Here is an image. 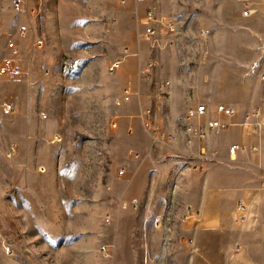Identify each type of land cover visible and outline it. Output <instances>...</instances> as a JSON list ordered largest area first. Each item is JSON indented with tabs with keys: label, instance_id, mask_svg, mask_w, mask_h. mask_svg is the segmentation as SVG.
Returning <instances> with one entry per match:
<instances>
[{
	"label": "rangeland",
	"instance_id": "obj_1",
	"mask_svg": "<svg viewBox=\"0 0 264 264\" xmlns=\"http://www.w3.org/2000/svg\"><path fill=\"white\" fill-rule=\"evenodd\" d=\"M251 2L258 11L244 18L236 0H0V65L13 43L19 69L0 76V264H187L192 252L151 251L153 229L167 218L163 232L175 236L173 220L196 212L204 144L223 133L190 135L185 111L204 104L216 119L215 107H230L244 87L256 56L248 24H264V0ZM148 13L175 31L157 26L158 42L144 41L137 22ZM154 69L167 89L158 107L134 103ZM172 82L189 101L173 125ZM146 111L164 141L153 144L143 128ZM170 144L185 152L169 155ZM254 228L241 258L224 263L264 264V223Z\"/></svg>",
	"mask_w": 264,
	"mask_h": 264
},
{
	"label": "crops",
	"instance_id": "obj_2",
	"mask_svg": "<svg viewBox=\"0 0 264 264\" xmlns=\"http://www.w3.org/2000/svg\"><path fill=\"white\" fill-rule=\"evenodd\" d=\"M260 22L254 19L248 24L251 36L246 47L250 49V53L256 55L254 60L252 59L251 67L254 69H251L252 72L244 78V87H238L232 99L226 101V104L234 110V115L226 120L229 128L226 133L212 135L204 144L206 152L204 170L196 191L192 190L196 194L191 196L192 200L196 201L193 207L196 212L190 208L191 210L187 212L183 211L176 221L171 218L179 225L178 230L184 232L186 236H179L178 230L175 236L163 232L167 218L162 219L161 228L153 229L152 252L154 247L159 253L165 252V248L168 247L169 254H171L170 250L173 252L181 250L186 254L192 252L187 264H226L223 261H229L228 258L233 259L234 256L241 258L248 248L246 238L249 231L255 230L256 225L258 229V225L264 223V214L263 212L260 214L259 211V208L264 206V129L260 126L254 131V127H257L255 123H259L260 120L249 116L254 111H259L260 116H264V81L262 80L264 42L260 43L256 38L258 36L264 41V24L255 25ZM157 51L155 49L153 52ZM134 56L129 58L128 65L132 64ZM157 76L158 73L155 74L154 69L148 91L136 86L138 90H134L136 96L134 103L143 105L146 99L156 106L160 103L159 94L167 89L157 83ZM167 93L171 98L166 101L165 108L173 125L180 113L184 112L180 109H184L189 101L179 91L177 83L172 82ZM175 128L177 127H172L171 130H177ZM177 132L180 133L179 129ZM167 147L171 149L169 155L185 152L176 148L174 144ZM232 147H238V150L230 154L229 150ZM157 149L150 147V156L158 154ZM144 187L145 184L142 189L140 186L137 189L140 192ZM239 203L245 204L247 208V213L242 216L244 219L238 215ZM186 239L191 240L189 244L191 247L185 245ZM182 263L184 264V261L180 262Z\"/></svg>",
	"mask_w": 264,
	"mask_h": 264
},
{
	"label": "built area",
	"instance_id": "obj_3",
	"mask_svg": "<svg viewBox=\"0 0 264 264\" xmlns=\"http://www.w3.org/2000/svg\"><path fill=\"white\" fill-rule=\"evenodd\" d=\"M236 2L241 5L242 7L241 14H242V17L244 18H250L254 16L258 11V9L253 6V3L251 2V0H236ZM20 7L21 6L19 5V3H15L14 8L17 11H20ZM30 14L34 16L38 14V10L36 8H32V10L30 11ZM137 23L145 25L143 32L141 33V38L144 41L152 43V44L158 42L159 40L158 39L159 35L156 30L157 26L164 27V29L167 32L169 31L173 33V31H175V27L173 23L171 24L168 22L157 21L156 17H154L152 13L146 14L144 18H142L141 20L138 19ZM36 45L41 48L42 43L38 42V44L36 43ZM8 48H9V51L11 52L12 57H9L2 61L0 65V76H9V75L12 76V75L18 74L19 72V69L14 62V57L18 54V52L13 43H9ZM120 65H121V60L117 59L110 64L109 70H116L117 72ZM138 73H140L141 75L142 73H146V72L139 71ZM128 93H129V90L123 91L117 103H119L121 100L123 101L128 100V95H127ZM185 112H186L185 119L187 121L189 120L197 121V122L194 121L192 124L187 126L186 132H188L190 135L195 136L199 140H205L209 134H220V133L226 132V130L229 127V124L226 122H223L221 119L222 118L230 119L234 115L233 109L225 105H217L215 107V113L218 115V118L216 119L208 118L210 109L204 104L190 106ZM149 113H150L149 111H146L143 115L139 116V119L141 120L143 124L142 125L143 128L147 131L148 134H150L153 144H155L156 142L164 141V139H162V135L158 134L157 128L155 129L157 132L155 130H151ZM249 116L252 119L260 120L259 123L257 124L255 123L257 127H254L255 128L254 131L256 130V128H259L260 126H262L264 129V116L261 117L259 114V111H254ZM156 133L159 136V139H162V140L159 141V139H157V136L154 135ZM56 137L57 135L55 136V140L57 141ZM59 141H60V137H59ZM235 150H238V147H232L229 150V153L233 154ZM200 156L201 158L203 157V155H200ZM199 170L203 171L204 167L200 166ZM263 193H264V188H263ZM237 209L240 212V214L245 213L247 210L246 205L243 203H240ZM157 226L158 224L156 223V227Z\"/></svg>",
	"mask_w": 264,
	"mask_h": 264
},
{
	"label": "bare ground",
	"instance_id": "obj_4",
	"mask_svg": "<svg viewBox=\"0 0 264 264\" xmlns=\"http://www.w3.org/2000/svg\"><path fill=\"white\" fill-rule=\"evenodd\" d=\"M109 72H110V73H115V72H116V70H109Z\"/></svg>",
	"mask_w": 264,
	"mask_h": 264
}]
</instances>
